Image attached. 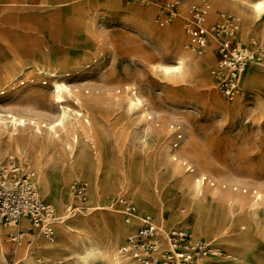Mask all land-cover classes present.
<instances>
[{
	"label": "rangeland",
	"instance_id": "1",
	"mask_svg": "<svg viewBox=\"0 0 264 264\" xmlns=\"http://www.w3.org/2000/svg\"><path fill=\"white\" fill-rule=\"evenodd\" d=\"M200 1L179 0L176 14L167 20L165 0H134L129 4L121 0H40L37 5L30 6H24L26 4L18 0L12 3L14 5L10 3L13 0H0V112L16 113L24 118H27V113L36 112L53 118L61 106H69L71 115L80 110L82 117L89 115L96 132L100 128L105 132L114 147L118 170L115 178L119 181L128 176L133 162L143 161L153 169L147 173V179L156 176L161 189L175 190V175L170 167L176 164L178 173L186 179H192L189 173L194 170L198 174L196 177L201 176L200 181L203 176L201 198L213 191L226 197L220 208L228 210L227 200L236 195L251 202L255 193L264 194V64H254L253 69L244 73L252 75L257 72L259 80L242 85L239 98L233 101L219 95L211 84L212 44L206 48L212 61L201 71H189L184 76L174 77L163 74L159 68V65L173 64L177 48L190 51L186 47L187 36L181 13L190 4ZM205 1L211 10L209 18L216 11L237 15L240 20L245 17L229 10L228 0H218L217 3ZM232 1L247 8L259 0ZM77 7L81 9L80 14H77ZM133 9L142 12L135 14ZM261 17L260 23L264 25V11ZM243 27H240L239 36L247 39L243 36L246 28ZM249 37L264 43L254 35ZM52 60L56 61L58 69L64 70L59 80L65 82L72 92L71 95L64 93L63 101L54 100L50 76L44 70V65ZM131 94H135L141 104L128 109L125 98ZM210 95H215L218 103H213ZM235 103L238 104L236 109L229 111ZM36 121L37 124H32L25 120L26 133L33 131L35 124L44 132L46 126L40 122L42 120ZM57 132L62 152L60 149L50 159L53 166L61 163L62 159L69 160L70 149L65 148V142L73 145L70 136L64 139L65 133ZM6 139V132L1 130L0 150L3 154L0 159L8 154H20L12 153L15 151L10 150L13 142L7 145ZM175 143L176 147L173 146ZM27 150L22 143L20 151L25 156L20 155L35 171L38 194L62 216L65 204L58 209L43 196ZM188 167H191V172ZM75 179L83 180L89 187L88 180L80 174L66 180L72 205L78 201L70 188ZM123 190L126 192L127 188L101 190L97 202L87 200L90 205L87 210L75 208L70 213L66 212L70 217L65 220L80 214L94 225L95 231L111 235L114 231L112 216L126 220L119 205L114 204L118 196L125 195L119 194ZM186 192L188 196L192 194L190 190ZM168 204L170 202H163L159 211L147 213L161 230L177 227L193 235L190 228L195 222V213L182 208L178 210L180 216L166 219L168 215L175 216L173 210L177 209L176 206L170 208ZM240 213L243 214L242 211L235 213L226 235L246 229ZM134 223L128 233L135 230L137 222ZM4 228V235L12 231L10 226ZM4 235L0 242L2 246ZM192 237L210 241L206 235ZM254 237L255 264H264V230H257ZM220 250L225 257L224 250ZM15 253L8 249L3 251L5 258H0V261L12 264ZM59 257L57 259L62 264L73 261L70 256ZM34 261L45 264L37 260V254L32 255L30 264Z\"/></svg>",
	"mask_w": 264,
	"mask_h": 264
},
{
	"label": "bare ground",
	"instance_id": "2",
	"mask_svg": "<svg viewBox=\"0 0 264 264\" xmlns=\"http://www.w3.org/2000/svg\"><path fill=\"white\" fill-rule=\"evenodd\" d=\"M15 1L16 0H13V2L10 3L15 4ZM213 1L215 3L218 2V0ZM228 2L229 10L245 16L244 19L240 20L241 27H246H243L244 29L242 28L243 36L248 38L254 35L264 41V25L260 23L262 21L260 18H262L261 15L264 11V1L259 0L247 8L239 6L237 2L232 0H228ZM112 4H114V2ZM133 10L135 14L137 12H142L138 9ZM76 11L77 14H80L81 9L77 7ZM247 17L248 20L246 19ZM238 18L240 19V17ZM53 57L55 58V56ZM211 61L212 58L207 50L202 54L196 55V53L185 50L184 48H177L174 52L173 64L159 65V68H161L162 73L165 75L181 77L186 75L189 71L193 73L199 70L201 71ZM44 66H46L44 70L50 76L54 100L63 101L64 93L72 94L71 89L66 83L61 79L59 80L64 70L58 69L57 63L54 60ZM256 80H259V74L257 72L252 75H244V77H242V85H250ZM210 97L213 103H218V99H216L215 95H210ZM236 98H239V96ZM236 98H234V100ZM76 100L78 101V98H76ZM125 101L128 109H132L141 104V101L135 94L126 96ZM64 106H61V109L57 111L53 118L36 112V114L27 113V118L18 116L16 113L7 112L3 114L0 112V131L3 130L6 132L7 139L5 142L7 145L13 142L12 145L14 146H10V150L15 151L12 153L23 154V152L20 151V145L22 143L28 148L27 152L37 172L40 190L43 196L52 201L58 209H61L64 204V207L71 205L69 202L72 195L70 191L67 190L66 180L68 178H73L74 175L80 174L89 182V187L87 185L84 195L86 206H90L87 204V200L90 202H97L96 200L101 190L111 188L120 190L125 187L127 188V193L123 190L120 191L119 194H125L123 196H126L130 200L135 211L125 222L122 221V218H117L115 215L112 216L111 221L114 231L111 235H103L95 231L94 225L80 214L78 217L67 221L65 219L69 216L67 214L68 212L66 213L63 211L60 220H58L54 226V239L49 240L41 232L35 231L32 235V242L30 241V244H23L22 242L18 244L17 249L14 251L16 253L12 264H30V258H32L33 254H37V260L45 264H62V261L57 259L58 256L61 258V255L70 256L72 258L71 260H73L71 264H133L132 261L122 258L119 255L118 247L124 240L128 231L132 228V225L135 224L134 221L137 222L138 217L143 214L150 215L147 213L149 211H159L161 209L160 205L163 202H170V204L167 205L170 208L177 207V209L173 210L175 216L168 215L165 217L166 219L180 216L181 214L178 213V210H182V208H189V210L195 213V222L190 228L193 233L192 236L206 235L210 240L215 241L218 247L224 250L225 257L221 255L216 264H255L256 261L253 254V249L255 247L254 235L257 230H264V194L255 193L256 195H254V197L252 196L251 202L236 195L233 199H229L230 201L227 200L230 205L228 210L222 209L220 205L222 206L224 203L221 201H226V197L222 194L218 196L216 192L213 191L206 195V197L201 198V182H203V176L200 181L201 176L200 178L196 177L195 175L197 173L195 170L192 171L191 167H188V169H191L190 172L192 171L189 173L192 179L191 177L186 179L182 177V175L180 176V172L178 173L177 165L172 164L170 170L172 174L175 175L174 183L176 189L165 190L161 189L162 186H160V182L157 179L158 177L156 178V176L154 177L151 174L152 177L147 179V177H149L147 173L153 172V169L152 165L147 166L143 161L139 163L133 162L129 167L128 176L119 181L115 178V173L118 170L116 168L117 159L114 154V147L106 137L105 132L101 128L97 132L95 131L88 114L82 117L83 113L77 110V112L75 111L76 113H72L71 115L68 108L69 106ZM237 106L238 104L235 103L233 107L229 108V111H234ZM41 111L43 112V110ZM7 117L9 119H7ZM146 117L149 119L151 118L147 113ZM44 118L46 121H44ZM36 119L42 120L40 122H43L46 126L44 132L36 125L38 122ZM25 120H28L29 123L32 124L36 123L35 128L33 127V131L26 133L27 131H25L24 127L26 126ZM146 127H148V125ZM59 130L65 133L64 139L70 136V142H73V145L71 146V144L65 142V148L70 149L69 160L66 161L62 159L61 163L53 166L50 165L49 161L52 156L58 154L61 149L59 133L57 132ZM160 134L159 132V138ZM155 135L157 134L155 133ZM173 146L176 147V143L173 144ZM2 154L3 151L0 150V156ZM166 159H169L168 155ZM181 162L185 161L182 160ZM155 169L156 166L154 170ZM119 171H122L121 167ZM33 172L35 174L34 170ZM186 190H190L192 194L190 192L191 195L188 196ZM95 204L98 206L100 205L99 203ZM114 204H117L116 201ZM260 204H262V206H260ZM119 208L122 210L120 206ZM238 211L243 212V214L240 213L242 215L241 220L246 224V229L226 235V230H228L229 226L234 222L235 213H238ZM162 215L163 214H160L161 217ZM128 220L134 221H132V223H126ZM27 226L28 221L24 216L20 218L17 225L10 226V229L12 231L16 229L25 230ZM157 226L160 228L159 225ZM4 227L9 226H0V242L2 241L4 230L6 229ZM0 246L1 257L3 251H7V249L3 248L1 243Z\"/></svg>",
	"mask_w": 264,
	"mask_h": 264
},
{
	"label": "built area",
	"instance_id": "3",
	"mask_svg": "<svg viewBox=\"0 0 264 264\" xmlns=\"http://www.w3.org/2000/svg\"><path fill=\"white\" fill-rule=\"evenodd\" d=\"M20 1L30 3V0ZM123 1L131 3L134 0ZM165 4L168 20L176 14L179 0H165ZM210 14L209 3L205 0L190 4L181 13L187 36L186 47L202 54L212 44L214 63L209 69L211 83L219 95L232 101L242 91L244 73L254 64L264 62V43L253 37L243 40L239 36L241 22L237 16L216 11L209 18ZM70 188L78 201L66 206L65 212L75 208L87 210L89 207L84 204L87 184L75 179ZM116 203L122 208L125 219L135 211L126 196H118ZM24 216L28 221L26 229L7 232L3 239V248L12 253L20 242L30 243L35 231L53 240L54 226L60 216L53 205L38 194L35 174L27 166L23 155L8 154L0 159V226L17 225ZM118 252L133 264H216L221 256V250L214 241L193 238L189 231L182 228L161 230L148 214L138 217L135 230L125 236ZM0 264L4 262L0 261Z\"/></svg>",
	"mask_w": 264,
	"mask_h": 264
},
{
	"label": "crops",
	"instance_id": "4",
	"mask_svg": "<svg viewBox=\"0 0 264 264\" xmlns=\"http://www.w3.org/2000/svg\"><path fill=\"white\" fill-rule=\"evenodd\" d=\"M19 1V3H21V4H23L20 0H18ZM37 1H40V0H30V3H28V4H26V5H24V6H30V5H37L38 3H37ZM122 2H124L123 0H121ZM125 3V2H124ZM126 4H129V3H126ZM243 40H246V39H243ZM212 56H213V58H214V53L212 52ZM254 67H251L249 70H247L246 72H249L251 69H253ZM245 72V73H246ZM210 77V76H209ZM210 81H211V79H210ZM212 84V83H211ZM213 86V85H212ZM5 235H6V233H5ZM4 235V236H5ZM0 258H5V256H3V253L1 254V257Z\"/></svg>",
	"mask_w": 264,
	"mask_h": 264
}]
</instances>
